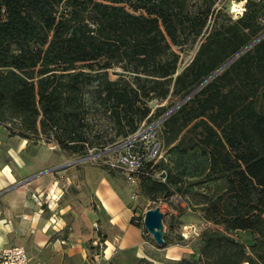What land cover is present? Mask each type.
I'll return each instance as SVG.
<instances>
[{
  "label": "trees",
  "instance_id": "trees-1",
  "mask_svg": "<svg viewBox=\"0 0 264 264\" xmlns=\"http://www.w3.org/2000/svg\"><path fill=\"white\" fill-rule=\"evenodd\" d=\"M219 1L0 0V125L83 156L135 134L150 101L187 98L162 122L168 160L140 167L141 189L180 195L217 226L202 232L198 259L179 264L258 263L238 230L264 264V37L209 79L264 34V0L229 22ZM197 43L178 72L180 51Z\"/></svg>",
  "mask_w": 264,
  "mask_h": 264
},
{
  "label": "rangeland",
  "instance_id": "rangeland-1",
  "mask_svg": "<svg viewBox=\"0 0 264 264\" xmlns=\"http://www.w3.org/2000/svg\"><path fill=\"white\" fill-rule=\"evenodd\" d=\"M246 1L247 0H220L218 4L221 10L217 11V13L219 12V21L229 22L230 19L234 21L239 18L245 10ZM198 48L199 44L197 43L193 47H188L180 51L178 72H181L192 61ZM110 72L111 77L117 79L119 76L118 73H123V70L120 67H115L111 69ZM182 100L183 97L170 94L168 98L163 101L156 99L150 101L149 105L151 106V113L145 120H143L138 131L141 132L148 130L146 132H150L152 135L139 137L138 141L132 145H119L116 149L110 152H107L106 149L112 147L113 144L108 145L104 150H102L99 145H96L93 148H89L88 154L83 156L68 155L56 143H48L43 139L38 142H35L34 140L30 141L34 144L45 143L47 146L52 145V147H58L61 151L60 153L68 157L67 163L57 168L60 173H62V169L68 165L75 167L74 175H76L70 182L68 181L66 174H59V189H57V193L51 194L50 189L47 187H39V190H36V188L27 189L38 205L39 212H41L43 218L50 222V229H52L50 240L59 239L60 243L63 246H66L64 252V264H179L182 259H198L202 232L207 228H216L217 226L205 221L200 216L199 212L190 208L180 195H174L169 198L160 196L158 199L147 197L141 189L138 173L140 167L144 163L153 161V164L156 165L161 159L168 160V150L162 140V123L158 122L167 113L173 110ZM162 107H164L166 111L162 116L156 118L155 115L158 112V109ZM0 126L5 127L3 125ZM152 127L154 128L152 129ZM109 131L111 132V129ZM136 134H133L128 139ZM124 141L118 142L114 145L116 146ZM159 143L161 149L157 155L154 158L148 156L145 149H151L154 145ZM91 154H100L101 157H97V159L89 158L87 161H77L80 158H84ZM120 154L135 155L136 158L140 160V166H138L134 172H131L136 178V182L133 184L130 183L126 174V172L128 173L130 171L127 169H112L105 163L106 160L116 158ZM87 165L122 178L131 192V206L133 209V216L139 222L138 227L142 230L144 236L152 243H155L154 239L144 227L145 213L151 208H161L165 214V234L168 238L165 239V244L161 247L157 246L156 243L155 245L160 249L170 247L171 255L178 257V259L168 258L166 256H162L163 258H161V261H159L157 257L138 258L132 253L119 249V247H111L110 250H107L105 231L102 230L99 224L100 221L98 220L97 215L93 213V209H89L88 207L89 197L87 196H89V193L84 186H78L76 180L78 174L82 172L81 167ZM153 171L156 178L163 177V175H160L163 170L159 167L154 168ZM27 183H23L20 187ZM38 193H41L43 199L46 201L43 206H40L35 198ZM41 209H43V211H41ZM55 219H57L59 223H55ZM230 234L233 238L246 246L248 257L253 258L259 264H263L258 257V254L252 249V245L255 241L254 235L251 232L238 230L233 231ZM66 240H70V242ZM152 259L156 261H153ZM46 264L49 263L46 262Z\"/></svg>",
  "mask_w": 264,
  "mask_h": 264
},
{
  "label": "crops",
  "instance_id": "crops-1",
  "mask_svg": "<svg viewBox=\"0 0 264 264\" xmlns=\"http://www.w3.org/2000/svg\"><path fill=\"white\" fill-rule=\"evenodd\" d=\"M60 152L52 145L10 137L0 126V245H24L35 260L49 264H64L66 246L59 239L50 240V222L27 189L47 187L54 194L60 175L66 174L69 182L75 178L74 166H66L62 173L57 170L68 161ZM81 168L76 180L89 193L88 207L105 231L107 250L119 247L138 258L178 259L171 255L170 247L160 249L132 222V196L122 178L88 165Z\"/></svg>",
  "mask_w": 264,
  "mask_h": 264
},
{
  "label": "built area",
  "instance_id": "built-area-1",
  "mask_svg": "<svg viewBox=\"0 0 264 264\" xmlns=\"http://www.w3.org/2000/svg\"><path fill=\"white\" fill-rule=\"evenodd\" d=\"M145 124V123H143ZM158 124V123H157ZM155 127V125H154ZM152 127V129L154 128ZM145 131H138L136 135H134L130 139H126L121 144L118 145H112V147L106 149L107 152H110L114 149H116L119 145H132L133 143H136L139 139V137H147L148 135H152L150 132ZM155 133V132H154ZM161 149L160 143L157 145H154L151 149H145V152L148 156H151L154 158L159 150ZM97 157H101L100 154L94 155L91 154L89 156H85L84 158H80L77 161H87L89 158L97 159ZM107 165H109L112 169H127L130 172H126L127 178L130 181L131 184L136 182V178L132 175L131 172H134V170L140 166V160L136 158L135 155H118L116 158H113L111 160H106L105 162ZM129 167V168H128ZM164 171H161L160 175H163ZM36 200L39 202L40 206H43L46 201L43 199V196L41 193H38V195L35 196ZM43 211V209H41ZM55 223H59L57 219H55ZM0 264H46L43 261L35 260L29 253L28 249L24 245H12V246H1L0 245ZM239 264H258L255 261L251 259H244Z\"/></svg>",
  "mask_w": 264,
  "mask_h": 264
},
{
  "label": "water",
  "instance_id": "water-1",
  "mask_svg": "<svg viewBox=\"0 0 264 264\" xmlns=\"http://www.w3.org/2000/svg\"><path fill=\"white\" fill-rule=\"evenodd\" d=\"M262 37H264V34L261 35L260 37H258L257 39H255L245 49L240 51L237 55H235L232 59H230L227 63H225L209 79H211L213 76H215L219 71L223 70L228 64H230L232 61H234L240 54H242L249 47L254 45ZM186 100H187V98L182 100L173 110H171L169 113H167L158 123H162L172 112H174L178 107H180ZM164 216H165V214L163 213L161 208L155 207V208H151V209L147 210L145 213V217H144V227H145L146 231L153 237L154 242L159 247H161L162 245L165 244V235L166 234H165Z\"/></svg>",
  "mask_w": 264,
  "mask_h": 264
}]
</instances>
